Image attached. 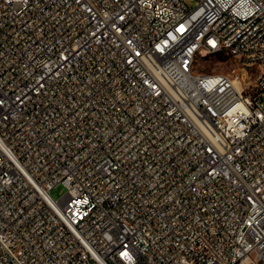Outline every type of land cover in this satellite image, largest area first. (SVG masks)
Returning <instances> with one entry per match:
<instances>
[{"label":"built area","instance_id":"obj_1","mask_svg":"<svg viewBox=\"0 0 264 264\" xmlns=\"http://www.w3.org/2000/svg\"><path fill=\"white\" fill-rule=\"evenodd\" d=\"M262 263L264 0H0V264Z\"/></svg>","mask_w":264,"mask_h":264},{"label":"rangeland","instance_id":"obj_2","mask_svg":"<svg viewBox=\"0 0 264 264\" xmlns=\"http://www.w3.org/2000/svg\"><path fill=\"white\" fill-rule=\"evenodd\" d=\"M236 64L235 59L227 54L199 56V68L204 72H229ZM66 192V186L60 183L52 189L51 194L55 199H60Z\"/></svg>","mask_w":264,"mask_h":264}]
</instances>
